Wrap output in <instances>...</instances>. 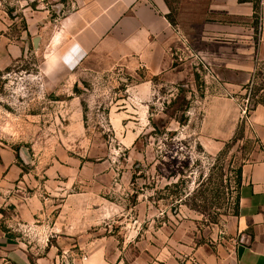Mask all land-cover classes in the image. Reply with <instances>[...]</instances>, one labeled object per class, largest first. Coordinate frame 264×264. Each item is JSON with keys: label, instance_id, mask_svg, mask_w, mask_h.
<instances>
[{"label": "rangeland", "instance_id": "374dc122", "mask_svg": "<svg viewBox=\"0 0 264 264\" xmlns=\"http://www.w3.org/2000/svg\"><path fill=\"white\" fill-rule=\"evenodd\" d=\"M209 2L166 0L168 21L191 36L208 21ZM60 11L55 0H0V144L17 154L29 187L50 201L53 216L63 199L79 198L65 221L83 230L77 238L110 251L142 253L160 229L217 242L236 214L243 167L261 160L251 118L264 105V61L246 81L225 76L239 89L186 57L190 76L172 85L106 61L47 75ZM144 84L151 93L142 103L134 89ZM55 176L60 194L49 184Z\"/></svg>", "mask_w": 264, "mask_h": 264}, {"label": "crops", "instance_id": "0c3cea01", "mask_svg": "<svg viewBox=\"0 0 264 264\" xmlns=\"http://www.w3.org/2000/svg\"><path fill=\"white\" fill-rule=\"evenodd\" d=\"M55 2L61 11L45 56L47 75L69 76L83 64L106 61L133 74L141 69L172 85L188 79L186 57L196 70L202 66L222 76V80L217 78L219 85L239 89L241 85L225 76L238 74L246 81L264 61V0H260V32L252 22L251 3L210 0L208 21L194 28L191 36L171 26L163 0ZM173 45L177 47L176 69ZM134 92L142 103L150 98L147 84L135 87ZM251 119L261 160L243 167L236 214L227 220L224 234L213 244L199 245L193 236L180 238L160 229L154 244L149 243L139 254L110 251L103 242L77 238L83 230L65 220L77 213L71 203L79 198L63 199L51 215L50 201L40 198L36 187H29L30 177L17 162V154L0 144V264H264V105L254 109ZM53 179L49 184L60 194L64 183L58 176ZM82 209L86 202L79 214Z\"/></svg>", "mask_w": 264, "mask_h": 264}, {"label": "trees", "instance_id": "16d2710c", "mask_svg": "<svg viewBox=\"0 0 264 264\" xmlns=\"http://www.w3.org/2000/svg\"><path fill=\"white\" fill-rule=\"evenodd\" d=\"M165 3H166V0H163ZM240 3H245V2H248V3H251L252 6H253V11H254V15H253V18H254V22L257 23V10H258V5L260 4V0H239ZM168 19V18H167ZM170 23V22H169ZM171 24V23H170Z\"/></svg>", "mask_w": 264, "mask_h": 264}, {"label": "built area", "instance_id": "2783aa9c", "mask_svg": "<svg viewBox=\"0 0 264 264\" xmlns=\"http://www.w3.org/2000/svg\"><path fill=\"white\" fill-rule=\"evenodd\" d=\"M34 1H36L38 4L44 5V4L50 3L51 0H34ZM185 52L188 53L187 49L185 50ZM189 56L192 57L193 55H191L190 53Z\"/></svg>", "mask_w": 264, "mask_h": 264}]
</instances>
